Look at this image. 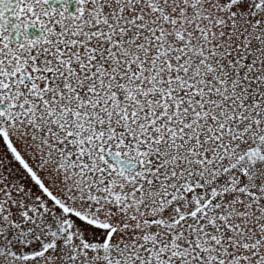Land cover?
Wrapping results in <instances>:
<instances>
[{"label":"snow or ice","instance_id":"snow-or-ice-1","mask_svg":"<svg viewBox=\"0 0 264 264\" xmlns=\"http://www.w3.org/2000/svg\"><path fill=\"white\" fill-rule=\"evenodd\" d=\"M0 264H264V0H0Z\"/></svg>","mask_w":264,"mask_h":264},{"label":"flooded vegetation","instance_id":"flooded-vegetation-1","mask_svg":"<svg viewBox=\"0 0 264 264\" xmlns=\"http://www.w3.org/2000/svg\"><path fill=\"white\" fill-rule=\"evenodd\" d=\"M70 11H75V6H73L71 9H70ZM30 32H34V34L35 35H38L39 34V30L38 29H35V30H33V29H30Z\"/></svg>","mask_w":264,"mask_h":264}]
</instances>
